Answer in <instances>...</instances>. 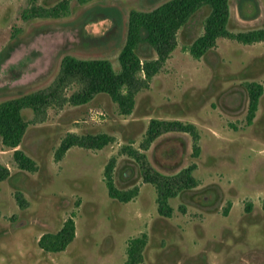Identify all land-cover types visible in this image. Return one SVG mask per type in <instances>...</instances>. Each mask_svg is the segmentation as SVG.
<instances>
[{"label": "rangeland", "instance_id": "1", "mask_svg": "<svg viewBox=\"0 0 264 264\" xmlns=\"http://www.w3.org/2000/svg\"><path fill=\"white\" fill-rule=\"evenodd\" d=\"M60 1L37 4L51 7ZM163 1H73L66 18L24 22L20 14L31 0H0V103L55 87L66 55L105 59L118 71L129 13L148 12ZM234 4L236 0L233 15ZM246 7L257 14L254 4ZM103 9L113 15L111 20L104 19ZM256 24H231L228 30L247 32ZM201 32L200 24H192L179 33L176 53L149 89L136 95L128 117L120 116L104 94L79 107L46 108L40 124L31 123V111H23L31 124L18 149L36 163L37 171L20 170L13 150L3 148L0 139V167L9 174L0 182V264H124L125 244L142 234L147 244L141 264H264V54L259 58L263 51L254 44L221 39L212 52L195 60L187 49ZM7 52L9 58L1 62ZM246 82L263 87L251 126L245 125ZM76 89L64 84L59 93L68 97ZM164 118L193 123L201 147L195 158L188 134L166 133V142L180 146L171 168L157 164L155 147L148 156L139 150L145 165L153 171L159 168L165 177L196 165L197 187L169 199V218L157 214L152 186L139 188L137 199L124 204L109 197L103 174L114 159L115 188L136 187L141 164L121 155L120 149H139L149 121ZM69 133L108 135L114 141L101 150L71 148L56 162L55 151ZM174 153L167 151L164 158L172 159ZM127 167L133 169L129 181L124 177ZM17 193L23 208L15 199ZM72 213L77 238L63 252L41 250L39 238L57 233Z\"/></svg>", "mask_w": 264, "mask_h": 264}, {"label": "trees", "instance_id": "2", "mask_svg": "<svg viewBox=\"0 0 264 264\" xmlns=\"http://www.w3.org/2000/svg\"><path fill=\"white\" fill-rule=\"evenodd\" d=\"M73 1L84 5L92 0H61L51 7H43L37 4V0H31L30 6L22 10L20 18L24 22L34 19H63L70 15ZM228 2L229 0H170L148 12L131 11L127 20L125 43L117 57L119 70L116 71L111 62L105 59L81 60L68 55L64 56L60 63L55 87L47 92L39 91L0 103L2 147L13 150V161L20 170L35 173L36 163L18 148L30 124L43 122V119L39 117L44 114L46 108L79 107L90 103L97 95L104 94L116 105L120 116H130L135 109L136 95L149 89L153 78L161 72L176 49L179 30L186 26L202 8H208L209 14L203 21L202 35L187 49L193 59L199 60L212 52L219 39H228L244 46L264 42L263 29L239 33L228 31ZM102 12L104 19L113 18L108 9H103ZM11 37L14 39L15 35ZM102 38L104 39L105 36ZM9 54L10 52H7L1 62L8 59ZM64 84L74 85L77 89L68 97H63L59 93V88ZM243 88L248 98L245 125L251 126L258 111L263 87L256 82H246ZM25 110L33 113L34 119L31 123L23 115ZM170 132L188 134L192 140V156L195 158L199 156L200 135L195 125L178 120L159 119L149 121L139 149H134L129 145L122 147L119 152L141 164L142 181L155 188L158 214L163 218H169L172 214V209L168 205L169 199L197 187V181L193 176L196 165L188 166L173 176L165 177L148 168L144 163L145 155L139 150L146 152L158 137ZM113 141V138L108 135L79 136L69 133L60 142L54 158L56 162H60L71 148L101 150ZM170 150H174L175 155L172 159L165 158L173 161L180 152V146L178 144L166 145L163 155ZM113 169L114 159H111L103 173L108 195L120 203H128L137 196L138 188L133 187L126 191L116 189L113 182ZM8 177L7 169L0 167V182ZM15 199L23 208L24 201L18 193L15 194ZM73 218L72 213L57 233L43 234L38 240L39 248L48 253H59L66 250L76 235ZM146 244V234L129 239L126 244L124 264H141Z\"/></svg>", "mask_w": 264, "mask_h": 264}, {"label": "crops", "instance_id": "3", "mask_svg": "<svg viewBox=\"0 0 264 264\" xmlns=\"http://www.w3.org/2000/svg\"><path fill=\"white\" fill-rule=\"evenodd\" d=\"M167 1H170V0H165V1H163L162 2V4L163 3H165V2H167ZM233 1H235V0H229V2H228V5H229V20H228V24H227V29H229V27L231 26V24H232V26H236V27H238L239 25H241L243 22H246V21H250V22H255V23H257L256 25L257 26H253V28H251V30H260V29H264V24H261V23H259V21H261L262 19H264V3L262 2V0H236V4H234V6L236 7V10H237V12H236V14L235 15H233V11H232V7H233ZM151 2H154V0H151ZM248 4H254L255 5V7L257 8V14L255 13H253V14H250L248 11H249V8H247L246 6L248 5ZM161 4H159V6H160ZM158 7V6H157ZM157 7H155V8H157ZM151 11V10H150ZM248 12V13H247ZM208 14H209V9L208 8H202V10L200 11V12H197L196 14H195V16L189 21V23L186 25V26H184L183 28H181L180 30H179V32H178V34H177V37H178V35H179V33L181 32V31H183V30H185V29H190V26H192V24H196L197 26H199V24L201 25V27H202V32L197 36V38L199 37V36H201L202 35V33H203V21L205 20V18L208 16ZM262 16H263V18H262ZM200 17H203V18H200ZM201 19L200 21H198V19ZM255 25V24H254ZM251 30H249V31H251ZM229 31V30H228ZM196 38V39H197ZM195 39V40H196ZM195 40H193V42L195 41ZM220 40L221 39H219L218 41H217V43H216V46H218L219 45V42H220ZM223 40V39H222ZM177 42H178V40H177ZM193 42H191V44L193 43ZM263 44H264V42H261V43H256V44H254V45H256V46H259V48L261 49V51H263V52H261V54H259V55H257V56H259V58H260V56H262V54H264V48L262 49L261 48V46H263ZM177 48H178V45L176 46V49L174 50V52L172 53V55H171V58L173 57V55L176 53V51H177ZM170 58V59H171ZM262 64H264V62H262ZM154 78H157L156 76L154 77ZM153 78V79H154ZM155 80V79H154ZM169 118H164L163 120H168ZM150 120V119H149ZM162 120V119H161ZM176 120V119H175ZM191 124H193V123H191ZM210 129V128H209ZM211 130V129H210ZM212 132H214L213 130H211ZM170 134V133H169ZM211 135L213 136V137H215L214 135H213V133H211ZM164 136H168V134H165V135H162V136H160V137H158L153 143H152V145L150 146V148L145 152V154H146V156H148L149 155V153H151L152 152V150H153V148H154V153H155V155H156V160H157V164H159L160 165V167H162V168H166L165 166H167V167H169V168H171L170 167V164H171V161H169V160H166L165 158H164V155H163V151H164V148H165V146L166 145H169V144H175V142H166L165 140H164ZM176 138H183L184 139V137H181V136H177ZM185 140V139H184ZM177 144V143H176ZM156 145V146H155ZM201 148V147H200ZM153 153V154H154ZM130 160V159H129ZM132 161V160H131ZM173 162V161H172ZM126 170H125V174H124V177H125V181H129V180H131L132 179V176H133V169L131 170V168H129V167H127V168H125ZM180 169V168H179ZM156 171L157 172H160V173H162V174H165L164 172H162V170H160L159 168H156ZM114 177V176H113ZM194 178H195V176H194ZM196 179V178H195ZM113 182H114V179H113ZM138 186V187H137ZM137 188H138V192H139V190L141 189V188H143V187H147V186H152L151 184H146V183H144L143 181H142V179H141V177H140V180H139V182H138V184H137ZM135 187V186H134ZM133 188V185H130V186H127L126 188H124V190H122V191H126V190H129V189H132ZM140 188V189H139ZM152 188H153V190L155 191V188L152 186ZM138 195V194H137ZM137 199V196L133 199V200H131L130 202H132V201H135ZM156 199H157V195H156V191H155V193H154V204H155V206H156V208H157V205H156ZM129 203V202H128ZM126 204V203H125ZM157 214H158V209H157ZM75 238H77V232H76V228H75ZM125 248H126V244H125ZM125 251H126V249H125Z\"/></svg>", "mask_w": 264, "mask_h": 264}]
</instances>
